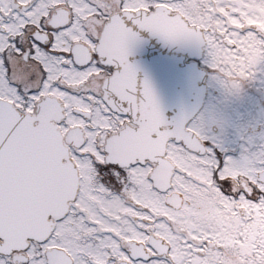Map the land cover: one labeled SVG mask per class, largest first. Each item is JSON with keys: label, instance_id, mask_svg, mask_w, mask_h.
Here are the masks:
<instances>
[{"label": "snow or ice", "instance_id": "obj_1", "mask_svg": "<svg viewBox=\"0 0 264 264\" xmlns=\"http://www.w3.org/2000/svg\"><path fill=\"white\" fill-rule=\"evenodd\" d=\"M142 32L203 49L229 95L264 74V0H0V264H264V137L233 157L211 116L166 118L129 62ZM45 142L78 186L17 245Z\"/></svg>", "mask_w": 264, "mask_h": 264}, {"label": "water", "instance_id": "obj_2", "mask_svg": "<svg viewBox=\"0 0 264 264\" xmlns=\"http://www.w3.org/2000/svg\"><path fill=\"white\" fill-rule=\"evenodd\" d=\"M140 35L143 43L133 48L129 61L137 59L130 63L138 68L141 80L149 81L165 117L172 119L181 112H197L205 96V75L194 60L200 57L202 49L187 44L165 45L147 32ZM43 147L57 157V162L47 168L38 186L9 218V231L17 245L27 237H46L55 218L64 213L75 194L76 173L70 166H58V156L62 154L59 144L45 142Z\"/></svg>", "mask_w": 264, "mask_h": 264}, {"label": "flooded vegetation", "instance_id": "obj_3", "mask_svg": "<svg viewBox=\"0 0 264 264\" xmlns=\"http://www.w3.org/2000/svg\"><path fill=\"white\" fill-rule=\"evenodd\" d=\"M206 59L207 55L203 50L198 65L206 73L207 90L199 113L215 120L210 125V133L217 138L228 155L238 157L249 140L259 143L261 137H264V74L258 72L256 78L250 82L240 80L239 94L229 95L211 79ZM181 204L182 201L177 199L176 207L179 208ZM126 205L125 200L117 209L121 222L127 219L123 210ZM55 227L54 223L53 228Z\"/></svg>", "mask_w": 264, "mask_h": 264}]
</instances>
